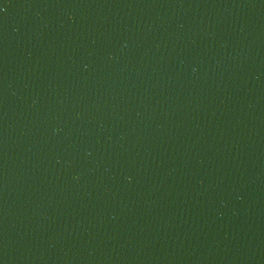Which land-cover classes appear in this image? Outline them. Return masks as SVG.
Segmentation results:
<instances>
[{"label": "water", "instance_id": "1", "mask_svg": "<svg viewBox=\"0 0 264 264\" xmlns=\"http://www.w3.org/2000/svg\"><path fill=\"white\" fill-rule=\"evenodd\" d=\"M0 264H264V0H0Z\"/></svg>", "mask_w": 264, "mask_h": 264}]
</instances>
